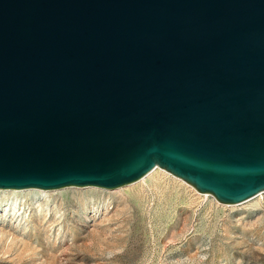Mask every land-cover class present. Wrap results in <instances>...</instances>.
<instances>
[{
  "label": "water",
  "instance_id": "95a60500",
  "mask_svg": "<svg viewBox=\"0 0 264 264\" xmlns=\"http://www.w3.org/2000/svg\"><path fill=\"white\" fill-rule=\"evenodd\" d=\"M155 168L264 192V0H0V189Z\"/></svg>",
  "mask_w": 264,
  "mask_h": 264
},
{
  "label": "rangeland",
  "instance_id": "374dc122",
  "mask_svg": "<svg viewBox=\"0 0 264 264\" xmlns=\"http://www.w3.org/2000/svg\"><path fill=\"white\" fill-rule=\"evenodd\" d=\"M0 264H264V192L223 204L158 168L113 190L0 192Z\"/></svg>",
  "mask_w": 264,
  "mask_h": 264
},
{
  "label": "bare ground",
  "instance_id": "6f19581e",
  "mask_svg": "<svg viewBox=\"0 0 264 264\" xmlns=\"http://www.w3.org/2000/svg\"><path fill=\"white\" fill-rule=\"evenodd\" d=\"M157 168H155L153 171H151L149 174H152ZM147 174V175H149ZM146 175V176H147ZM178 179V178H177ZM141 180V179H140ZM86 188V187H85ZM63 189V188H62ZM41 191V192H47V191H52V190H41V189H24V190H15V189H11V190H2L0 189V192H3V193H12L14 195V193H18V192H27V191ZM54 191V190H53ZM262 195V193L258 194L256 197ZM255 198V197H254ZM7 209L10 210V212L12 213L13 216H16L17 213L19 212V207H18V202H17V195L15 196L14 200L9 203V204H6L5 207H4V211H6Z\"/></svg>",
  "mask_w": 264,
  "mask_h": 264
}]
</instances>
